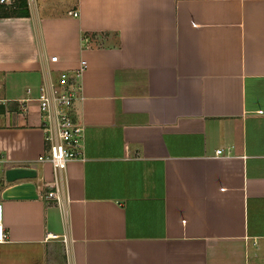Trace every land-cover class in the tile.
Returning <instances> with one entry per match:
<instances>
[{
    "label": "crops",
    "instance_id": "0c3cea01",
    "mask_svg": "<svg viewBox=\"0 0 264 264\" xmlns=\"http://www.w3.org/2000/svg\"><path fill=\"white\" fill-rule=\"evenodd\" d=\"M23 1L0 9L5 167L52 181L33 98L62 74L83 146L59 199L0 198V264H264V0Z\"/></svg>",
    "mask_w": 264,
    "mask_h": 264
},
{
    "label": "built area",
    "instance_id": "2783aa9c",
    "mask_svg": "<svg viewBox=\"0 0 264 264\" xmlns=\"http://www.w3.org/2000/svg\"><path fill=\"white\" fill-rule=\"evenodd\" d=\"M15 0H0V6L5 9L14 7ZM72 14H76L75 11ZM78 72L85 67V61H79ZM80 96V87L77 83L70 82L67 76L57 81L44 82L39 85V94L33 98L38 105L40 117V129L42 131V152L37 156L40 161H49L52 166L53 179L43 183L47 189L37 192L38 197L44 200L59 199L62 197L60 174L64 170L69 159L82 156L83 126L74 121L70 115L72 102ZM31 98L27 97L25 103ZM222 153V149L215 150V154ZM5 157L0 151V184L5 185L4 169ZM45 236L54 237L50 233ZM6 238V232L2 218V202L0 201V243Z\"/></svg>",
    "mask_w": 264,
    "mask_h": 264
},
{
    "label": "water",
    "instance_id": "95a60500",
    "mask_svg": "<svg viewBox=\"0 0 264 264\" xmlns=\"http://www.w3.org/2000/svg\"><path fill=\"white\" fill-rule=\"evenodd\" d=\"M36 175L33 167L12 165L4 169L5 185L0 189L1 199H35L38 197L32 180Z\"/></svg>",
    "mask_w": 264,
    "mask_h": 264
},
{
    "label": "trees",
    "instance_id": "16d2710c",
    "mask_svg": "<svg viewBox=\"0 0 264 264\" xmlns=\"http://www.w3.org/2000/svg\"><path fill=\"white\" fill-rule=\"evenodd\" d=\"M21 5H24V1L23 0H18L16 1L15 0V4H14V7H11V8H8V9H5L3 8L2 6H0V9H2V12L3 14H10V13H16L18 12L17 9H15L17 6H21ZM10 10V11H9Z\"/></svg>",
    "mask_w": 264,
    "mask_h": 264
},
{
    "label": "rangeland",
    "instance_id": "374dc122",
    "mask_svg": "<svg viewBox=\"0 0 264 264\" xmlns=\"http://www.w3.org/2000/svg\"><path fill=\"white\" fill-rule=\"evenodd\" d=\"M10 11V10H9ZM38 262H40V264H42V261L40 260V257L37 258Z\"/></svg>",
    "mask_w": 264,
    "mask_h": 264
}]
</instances>
